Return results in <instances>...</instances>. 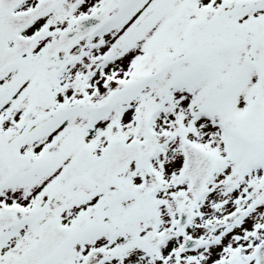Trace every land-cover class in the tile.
Returning a JSON list of instances; mask_svg holds the SVG:
<instances>
[{
	"label": "snow or ice",
	"instance_id": "obj_1",
	"mask_svg": "<svg viewBox=\"0 0 264 264\" xmlns=\"http://www.w3.org/2000/svg\"><path fill=\"white\" fill-rule=\"evenodd\" d=\"M0 264H264V0H0Z\"/></svg>",
	"mask_w": 264,
	"mask_h": 264
}]
</instances>
